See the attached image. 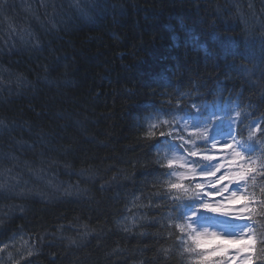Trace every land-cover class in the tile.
<instances>
[{
	"label": "trees",
	"instance_id": "trees-1",
	"mask_svg": "<svg viewBox=\"0 0 264 264\" xmlns=\"http://www.w3.org/2000/svg\"><path fill=\"white\" fill-rule=\"evenodd\" d=\"M260 46L264 0H0V264H193L144 131L192 104L264 118Z\"/></svg>",
	"mask_w": 264,
	"mask_h": 264
},
{
	"label": "snow or ice",
	"instance_id": "snow-or-ice-1",
	"mask_svg": "<svg viewBox=\"0 0 264 264\" xmlns=\"http://www.w3.org/2000/svg\"><path fill=\"white\" fill-rule=\"evenodd\" d=\"M187 111L202 109L192 104ZM233 111L235 117L230 116L232 124L222 141L213 135L218 122L214 116L198 122L184 120L181 125L182 118L173 114L172 120L151 123L144 131L145 140L172 145L163 155L157 152L154 163L161 171L154 183L171 208L164 218L172 222L168 236L174 247L194 254L193 264H264V199L257 201L246 191L249 178L258 172L251 145L264 137V118L251 120L238 104ZM257 150L262 153L259 174L264 175V147L258 145ZM207 213L227 217L230 223L224 231H209ZM170 250L162 249L166 257Z\"/></svg>",
	"mask_w": 264,
	"mask_h": 264
},
{
	"label": "rangeland",
	"instance_id": "rangeland-1",
	"mask_svg": "<svg viewBox=\"0 0 264 264\" xmlns=\"http://www.w3.org/2000/svg\"><path fill=\"white\" fill-rule=\"evenodd\" d=\"M226 107H227L226 104H219V103H216L214 105H207L204 108L206 109L207 114L205 113L204 116H200V114H198L195 118L196 120L193 122H198L202 118H209V117L214 116V118L218 122L215 124V132L213 133V135L222 141L227 137L228 132H229V127L232 123V120L229 118L230 115L225 116V117L221 116V114L224 111V108ZM216 113L218 114L220 118L216 117ZM205 215L210 218L207 221V225H205L209 228V231H212V230L224 231L226 228V225L230 223L227 217H213L211 213H207ZM234 223L236 222L234 221Z\"/></svg>",
	"mask_w": 264,
	"mask_h": 264
},
{
	"label": "bare ground",
	"instance_id": "bare-ground-1",
	"mask_svg": "<svg viewBox=\"0 0 264 264\" xmlns=\"http://www.w3.org/2000/svg\"><path fill=\"white\" fill-rule=\"evenodd\" d=\"M260 49H259V51L257 52V53H255V58L257 59V60H255V61H258V58L261 56V55H264V47L263 46H260L259 47ZM259 62V61H258ZM178 94L180 95V97L179 98H184V97H186V96H182L183 95V91H179L178 92ZM169 104V103H168ZM172 104V103H171ZM175 104V103H174ZM173 105V104H172ZM168 112L166 111L165 112V114H163V116H161V118H160V120L161 121H163V120H165V119H167V120H172L173 119V114L175 115V116H177V117H179V115H177V114H175L173 111L170 113V114H167ZM175 123V121H173V124ZM164 143V142H163ZM164 153H165V148H164ZM163 153V154H164ZM152 166L154 165V168L156 167V166H158V165H155V163H154V161L152 160ZM159 169V168H158ZM159 171H161V169H159ZM158 171V172H159Z\"/></svg>",
	"mask_w": 264,
	"mask_h": 264
}]
</instances>
